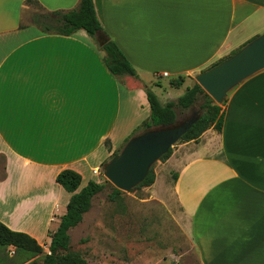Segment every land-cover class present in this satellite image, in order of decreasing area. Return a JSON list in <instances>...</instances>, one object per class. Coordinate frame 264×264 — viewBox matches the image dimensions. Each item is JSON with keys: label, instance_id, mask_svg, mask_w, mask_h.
<instances>
[{"label": "crops", "instance_id": "1", "mask_svg": "<svg viewBox=\"0 0 264 264\" xmlns=\"http://www.w3.org/2000/svg\"><path fill=\"white\" fill-rule=\"evenodd\" d=\"M27 1L0 0V223L46 249L70 199L57 175L79 174V190L101 183L103 163L149 117L143 88L183 95L198 74L264 33V0H93L102 37L136 72L120 81L97 39L24 23ZM30 1L47 12L79 2ZM171 77L182 86L162 84ZM162 167L153 186L173 174L197 264H264V70L227 95L220 133L178 144ZM22 253L0 246V264H28Z\"/></svg>", "mask_w": 264, "mask_h": 264}, {"label": "trees", "instance_id": "2", "mask_svg": "<svg viewBox=\"0 0 264 264\" xmlns=\"http://www.w3.org/2000/svg\"><path fill=\"white\" fill-rule=\"evenodd\" d=\"M26 5H32L39 11L30 15V24L35 26L41 34L69 37L78 31H83L97 45L96 37L103 35L102 28L96 17L93 0H79L77 8L68 12H47L36 2L30 0L26 2ZM105 40V44L99 46L98 50L102 53V62L109 74L119 81L124 77L137 79L134 68L117 45L107 38ZM236 52L227 58L215 62L209 69L218 66ZM183 81V78H177L170 81L169 85L171 88L178 89L182 86ZM143 90L149 104V117L137 128L132 136L124 141L120 149L110 156V159L119 154L128 140L137 133L152 128L172 126L179 121V117H184L185 114H190L191 111L198 112L200 118L178 143L197 142L203 133L210 129L217 133L221 132L226 99L221 105H217L194 83L177 100L161 105L158 98L150 89L144 87ZM171 154L172 149L159 161L165 162ZM154 182L155 175L151 168L145 180L135 191L151 187ZM56 183L70 195V199L65 214L59 220L56 231L50 234L48 254L43 252V248L33 238L27 234L13 232L2 223H0V246L5 248L11 247L15 250L28 253L31 256L28 259V261L31 260L30 264H87L78 252L71 249L69 232L82 222L84 215L91 209L93 199L102 193L106 186H110V184L106 180H103L99 184L90 181L79 190L81 176L71 170L60 172L56 177ZM122 195V192L112 188L108 199L110 202H115Z\"/></svg>", "mask_w": 264, "mask_h": 264}, {"label": "rangeland", "instance_id": "3", "mask_svg": "<svg viewBox=\"0 0 264 264\" xmlns=\"http://www.w3.org/2000/svg\"><path fill=\"white\" fill-rule=\"evenodd\" d=\"M26 6L24 23L30 24V15L39 11L32 5ZM173 80L175 78H162L161 82L165 84ZM152 92L160 103L167 101L169 96L174 99L182 95L177 91L166 95L158 89ZM189 115L179 117V121ZM163 163L158 161L153 165L155 176L163 168ZM101 175L102 181L106 180L102 168ZM173 182V174L163 172L158 179L160 187L152 185L132 194L123 193L115 202L108 199L113 187L106 186L93 199L82 222L70 230L71 249L78 252L87 264H197L192 243L183 231L184 221L172 193ZM48 247L47 250L43 248L45 254H48ZM22 254L26 262L31 257L28 253Z\"/></svg>", "mask_w": 264, "mask_h": 264}, {"label": "water", "instance_id": "4", "mask_svg": "<svg viewBox=\"0 0 264 264\" xmlns=\"http://www.w3.org/2000/svg\"><path fill=\"white\" fill-rule=\"evenodd\" d=\"M96 39L100 46L106 42L101 35ZM263 70L264 33L218 66L198 74L194 80L215 104L221 105L233 89ZM199 118L198 112L191 111L185 120L172 126L152 128L130 138L119 154L103 165V177L114 189L132 194L153 165L181 140Z\"/></svg>", "mask_w": 264, "mask_h": 264}, {"label": "built area", "instance_id": "5", "mask_svg": "<svg viewBox=\"0 0 264 264\" xmlns=\"http://www.w3.org/2000/svg\"><path fill=\"white\" fill-rule=\"evenodd\" d=\"M164 77H166V74H164ZM93 173L97 175V171H94Z\"/></svg>", "mask_w": 264, "mask_h": 264}]
</instances>
